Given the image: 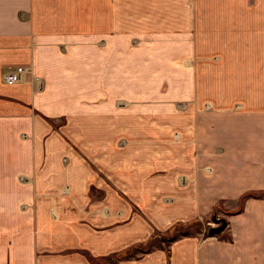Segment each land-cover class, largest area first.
<instances>
[{"label":"crops","instance_id":"1","mask_svg":"<svg viewBox=\"0 0 264 264\" xmlns=\"http://www.w3.org/2000/svg\"><path fill=\"white\" fill-rule=\"evenodd\" d=\"M0 264H264V0H0Z\"/></svg>","mask_w":264,"mask_h":264},{"label":"trees","instance_id":"2","mask_svg":"<svg viewBox=\"0 0 264 264\" xmlns=\"http://www.w3.org/2000/svg\"><path fill=\"white\" fill-rule=\"evenodd\" d=\"M250 194V193H249ZM246 195H244L243 197H245ZM178 235L171 233L170 235L167 236H162V237H154L153 239L148 240L145 244L140 243V244H136L134 246H132L128 251L126 252H121L118 255H116L117 257H123V256H133L135 255L138 251H143V252H147L149 250L152 249L153 245L159 241L165 240L167 242H171L173 241ZM115 258V259H116Z\"/></svg>","mask_w":264,"mask_h":264},{"label":"rangeland","instance_id":"3","mask_svg":"<svg viewBox=\"0 0 264 264\" xmlns=\"http://www.w3.org/2000/svg\"><path fill=\"white\" fill-rule=\"evenodd\" d=\"M163 73H164V78L166 77V74H168L169 75V69L167 68V66H166V64L164 63V66H163ZM167 86H169V82H164V84H163V89L164 90H166L168 87ZM169 89V88H168ZM220 224V222L217 224L216 222H213V224L212 225H214V226H217V225H219ZM210 226V225H209ZM200 228V226L198 225V224H194V226H188V227H184V226H177L176 227V229H175V231L173 232L174 234H177V235H180V233H182V231H184V232H186V231H188V232H193V231H195V229H199ZM209 229H210V227H207V228H205V233H209ZM210 234V233H209ZM167 235H170V234H167ZM167 235H163V236H167ZM212 235H215V234H212ZM161 237V236H160ZM163 243H165V244H167V243H169V242H167V241H165V240H162V241H159V242H157V243H155L154 245H156V244H163ZM153 245V246H154Z\"/></svg>","mask_w":264,"mask_h":264},{"label":"built area","instance_id":"4","mask_svg":"<svg viewBox=\"0 0 264 264\" xmlns=\"http://www.w3.org/2000/svg\"><path fill=\"white\" fill-rule=\"evenodd\" d=\"M26 68L23 65L17 66V68L12 71L9 75L6 76V82L8 84H14L20 82L23 78V73L25 72Z\"/></svg>","mask_w":264,"mask_h":264},{"label":"water","instance_id":"5","mask_svg":"<svg viewBox=\"0 0 264 264\" xmlns=\"http://www.w3.org/2000/svg\"><path fill=\"white\" fill-rule=\"evenodd\" d=\"M218 220H219L220 224L217 226H211L209 229L210 234H219L225 229V227L227 225L226 219L220 218Z\"/></svg>","mask_w":264,"mask_h":264}]
</instances>
